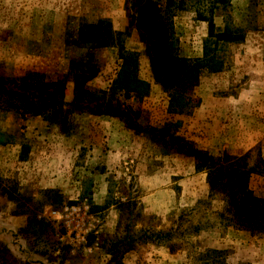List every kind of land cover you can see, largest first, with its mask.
Segmentation results:
<instances>
[{"label": "rangeland", "instance_id": "obj_1", "mask_svg": "<svg viewBox=\"0 0 264 264\" xmlns=\"http://www.w3.org/2000/svg\"><path fill=\"white\" fill-rule=\"evenodd\" d=\"M0 76V264H264L187 156L264 211V0H0Z\"/></svg>", "mask_w": 264, "mask_h": 264}, {"label": "trees", "instance_id": "obj_2", "mask_svg": "<svg viewBox=\"0 0 264 264\" xmlns=\"http://www.w3.org/2000/svg\"><path fill=\"white\" fill-rule=\"evenodd\" d=\"M149 2L144 3V9L149 8ZM118 81V80H117ZM6 79L0 76V109H9L14 111H21L24 114L30 116H39L43 120L47 119L44 115V106H34L29 103L26 97L11 91H4L2 85L7 83ZM115 83H117L115 81ZM126 83L120 87L123 91V96L126 97L129 93ZM189 158L192 159L193 168L195 171H206L207 172V183L213 192H219L221 202L223 203V218L227 220L231 225L240 231L245 232H261L264 233V211L243 203L237 202L233 196V193L221 185L216 180L221 177L222 166L216 164L213 160L207 156L199 154L189 149ZM163 234V235H162ZM161 236L165 234L162 233Z\"/></svg>", "mask_w": 264, "mask_h": 264}, {"label": "built area", "instance_id": "obj_3", "mask_svg": "<svg viewBox=\"0 0 264 264\" xmlns=\"http://www.w3.org/2000/svg\"><path fill=\"white\" fill-rule=\"evenodd\" d=\"M85 202V201H84ZM89 208V203L82 204V207H74L72 205L70 206H64L62 209V212L65 213L66 220L64 221V224H70V222H73V229L72 231H75L74 237H76L78 242L84 243V235H85V227L84 223L87 219V212ZM70 217V218H69ZM73 217H80L79 221L74 220Z\"/></svg>", "mask_w": 264, "mask_h": 264}]
</instances>
